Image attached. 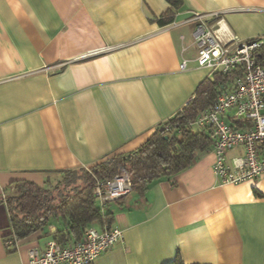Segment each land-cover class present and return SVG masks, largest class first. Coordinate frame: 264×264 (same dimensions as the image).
<instances>
[{
  "label": "crops",
  "instance_id": "obj_1",
  "mask_svg": "<svg viewBox=\"0 0 264 264\" xmlns=\"http://www.w3.org/2000/svg\"><path fill=\"white\" fill-rule=\"evenodd\" d=\"M168 8L165 0H0V264H23L29 248L52 239L44 228L7 250L12 181L43 186L54 172L135 151L213 80L196 62V14L209 22L219 14L239 38L264 39V0H182L160 27ZM231 115L226 122L240 128ZM243 155L236 147L226 161ZM213 161L204 151L171 179L109 202L123 239L93 264H166L177 253L185 264H264V176L220 183Z\"/></svg>",
  "mask_w": 264,
  "mask_h": 264
},
{
  "label": "trees",
  "instance_id": "obj_2",
  "mask_svg": "<svg viewBox=\"0 0 264 264\" xmlns=\"http://www.w3.org/2000/svg\"><path fill=\"white\" fill-rule=\"evenodd\" d=\"M169 8L156 19L160 27L173 22L175 11L182 0H165ZM257 60L264 66V41L255 51ZM242 75L236 68L227 74L213 73V80L201 82L191 100L168 120L159 124L151 137L138 149L128 154L114 155L91 167L84 176H77L73 170H61L68 183L67 191L49 188V177L39 186L27 180L12 181L4 189V202L9 213V233L4 243L12 242L9 252L15 249V242L24 240L38 231L46 232L59 245H72L80 241L89 227L112 225L113 213L96 201L93 190L99 182H106L115 175H127L131 191L143 193L148 185L159 179H171L192 166L197 154L211 149L213 139L207 129L191 126L197 113L206 109L227 82ZM166 126L171 128L166 130ZM243 128L244 125H239ZM85 168V167H83ZM81 184H76L78 182ZM55 193V194H54ZM120 200V199H119ZM118 201V200H116ZM166 264H185L177 253Z\"/></svg>",
  "mask_w": 264,
  "mask_h": 264
},
{
  "label": "built area",
  "instance_id": "obj_3",
  "mask_svg": "<svg viewBox=\"0 0 264 264\" xmlns=\"http://www.w3.org/2000/svg\"><path fill=\"white\" fill-rule=\"evenodd\" d=\"M211 18L209 22L196 14L193 38L197 65L223 74L241 68L242 75L231 82V88L222 87L213 102L199 111L190 125L210 132L213 139L210 150L214 154L212 171L220 183L255 181L264 176V66L255 56L264 39H241L219 14ZM180 68H185V61ZM228 112H232L233 122L244 127L237 128L226 122ZM166 130L171 128L166 126ZM236 147H242L244 155L228 164L226 155ZM130 192L131 182L127 175H115L109 181L99 182L93 190L96 201L103 205ZM122 239L120 229L104 223L101 229L87 228L82 239L72 245L62 246L50 239L43 249L29 248L23 264H93ZM5 245L9 249L12 242ZM14 245L16 249V242Z\"/></svg>",
  "mask_w": 264,
  "mask_h": 264
},
{
  "label": "rangeland",
  "instance_id": "obj_4",
  "mask_svg": "<svg viewBox=\"0 0 264 264\" xmlns=\"http://www.w3.org/2000/svg\"><path fill=\"white\" fill-rule=\"evenodd\" d=\"M91 170V167H87V168H83V167H78L75 168L73 170V172L77 175V176H84L85 172ZM49 188L50 189H54L56 187H58L55 191H59V190H65L67 191V189L69 187H72L71 185H73L72 183H68L66 179H63V177L58 174V173H53L49 176ZM78 182V181H77ZM76 184H81L80 182L76 183ZM55 194V193H54Z\"/></svg>",
  "mask_w": 264,
  "mask_h": 264
}]
</instances>
